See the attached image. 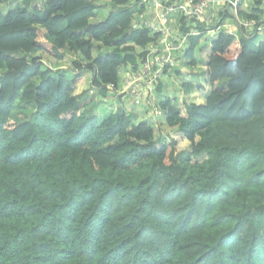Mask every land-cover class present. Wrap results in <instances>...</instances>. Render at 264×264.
Listing matches in <instances>:
<instances>
[{
	"label": "trees",
	"instance_id": "16d2710c",
	"mask_svg": "<svg viewBox=\"0 0 264 264\" xmlns=\"http://www.w3.org/2000/svg\"><path fill=\"white\" fill-rule=\"evenodd\" d=\"M108 1L93 21L89 0H0V264H264V38L217 32L179 105L158 82V138L116 95L156 34L131 27L135 0Z\"/></svg>",
	"mask_w": 264,
	"mask_h": 264
},
{
	"label": "built area",
	"instance_id": "2783aa9c",
	"mask_svg": "<svg viewBox=\"0 0 264 264\" xmlns=\"http://www.w3.org/2000/svg\"><path fill=\"white\" fill-rule=\"evenodd\" d=\"M137 13L135 26H144L155 38L146 45L144 56L136 69H130L123 79L125 92L135 103L150 105L158 82L172 75V69L185 71V50L190 39L221 30L230 32L226 18L234 19L240 29L238 35L249 37L254 33L264 35V16L244 19L238 15L241 0H135ZM249 0H244V6ZM226 12V13H225ZM224 20V21H223ZM184 64V63H183ZM119 90L117 95H119ZM157 113L154 107L153 114Z\"/></svg>",
	"mask_w": 264,
	"mask_h": 264
},
{
	"label": "rangeland",
	"instance_id": "374dc122",
	"mask_svg": "<svg viewBox=\"0 0 264 264\" xmlns=\"http://www.w3.org/2000/svg\"><path fill=\"white\" fill-rule=\"evenodd\" d=\"M92 1L94 4L97 5V9H96V16L93 19V21H97V20H101L102 18L105 17V15L109 12V10L112 8L110 2L108 0H89ZM0 9L1 11H5L6 7L5 5H0ZM224 21V20H223ZM226 23H229L232 25V21L229 18H226L225 20ZM258 37L260 39L264 38L263 34H258ZM260 39H257V41H259ZM206 38H202V40L200 41L198 47L196 48L195 51V58L197 60V66L192 68L191 70H189L187 67H185V71L181 72L182 75L179 78H173L172 81H167L163 87V91L162 93H160V95L162 96L163 94H170L171 96H176L177 100L175 101L176 105H179L181 103L182 98L184 97L183 94V88L180 86L181 83V79L188 76L189 72H197L199 69L202 68V66L205 65L208 55L211 51V44L208 42L210 40H208ZM67 54L69 56H67V59H65L64 61H55L54 59H47L46 57H44V60L47 64H49L50 66H53L54 68H64L63 66L65 65L66 67H68L70 64V60L71 57L74 56V54L70 51L67 52ZM180 63L184 66L183 64V60H180ZM63 65V66H62ZM125 69L121 68L120 69V74H119V91L120 89H122V86H124L123 83V79L125 77ZM66 74H67V78H71L73 76L72 72L70 70H66ZM87 78H89V75H87ZM117 95V93H116ZM92 99L94 98V101H98L99 96L97 95H92ZM119 96L122 98V103L126 109L127 112H131L134 113L137 117L135 119V122L139 121L142 118H147L148 121L150 123H152V125H154L156 127L155 131H156V136H163L165 135V139H168V128L165 127V125L161 127V125H155V118L153 117V111L154 108L151 107V105H155L154 103V99L152 100L151 105L148 104V102H144V104L140 103H135L133 100H131L129 98L128 95L125 94V92H122V90L119 92ZM116 96H112V97H107V98H101V100H99V105L96 107L97 113L99 115L100 118L104 117L107 115V111H110V108L113 107L115 105V100H116ZM107 101L108 106L106 102ZM110 102V103H109ZM19 111H23V113L26 112V114L30 113V108L29 106H27L24 102V100L20 101V102H16L14 105V109L12 111V115L15 117L18 115ZM160 132H163L160 133ZM182 144V143H181ZM179 145L181 148L182 145ZM178 158L181 157L183 155L182 154H177Z\"/></svg>",
	"mask_w": 264,
	"mask_h": 264
},
{
	"label": "crops",
	"instance_id": "0c3cea01",
	"mask_svg": "<svg viewBox=\"0 0 264 264\" xmlns=\"http://www.w3.org/2000/svg\"><path fill=\"white\" fill-rule=\"evenodd\" d=\"M231 21H232V25L231 24H229V23H226L227 25H229V28H230V32H233L234 34H239L240 33V29H239V27L237 26V25H235L234 24V19H231ZM217 33H208V35H202L201 36V38H200V41L202 40V38H206V39H208V40H210V41H208L210 44H211V41H212V39H213V37L216 35ZM260 39V38H259ZM261 40V39H260ZM173 78H175V76L173 75V73H172V75L170 76V77H168V78H163V79H161L160 81H161V85H160V88H162V90H163V87H164V85H165V83L167 82V81H172V79ZM159 81V82H160ZM156 92V91H155Z\"/></svg>",
	"mask_w": 264,
	"mask_h": 264
},
{
	"label": "water",
	"instance_id": "95a60500",
	"mask_svg": "<svg viewBox=\"0 0 264 264\" xmlns=\"http://www.w3.org/2000/svg\"><path fill=\"white\" fill-rule=\"evenodd\" d=\"M131 27H135V22L134 21L131 22Z\"/></svg>",
	"mask_w": 264,
	"mask_h": 264
}]
</instances>
